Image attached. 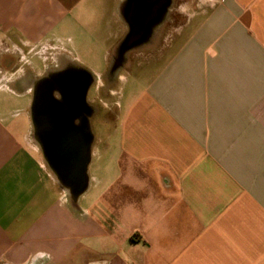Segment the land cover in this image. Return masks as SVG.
<instances>
[{
    "label": "crops",
    "instance_id": "crops-1",
    "mask_svg": "<svg viewBox=\"0 0 264 264\" xmlns=\"http://www.w3.org/2000/svg\"><path fill=\"white\" fill-rule=\"evenodd\" d=\"M127 5L0 0V264H264V0H168L142 37ZM49 70L87 137L78 193L32 138Z\"/></svg>",
    "mask_w": 264,
    "mask_h": 264
},
{
    "label": "water",
    "instance_id": "water-1",
    "mask_svg": "<svg viewBox=\"0 0 264 264\" xmlns=\"http://www.w3.org/2000/svg\"><path fill=\"white\" fill-rule=\"evenodd\" d=\"M40 110L45 115L52 114L53 112L57 113V109L54 107H43ZM40 110L39 112H41ZM61 112H63V106L61 107ZM37 115V112L32 114L33 131L39 138V144L45 157L50 163L53 159L56 160L61 169L72 170L68 175L71 178L63 177L60 172L56 170L62 188L71 187L76 193L80 192L85 186V171L88 155L85 152V141H87V137L83 135L79 128L72 127L71 120H66L65 122H61L58 127H49L53 137L48 145H46L45 142L41 140L42 137L40 135L45 126L39 123Z\"/></svg>",
    "mask_w": 264,
    "mask_h": 264
},
{
    "label": "rangeland",
    "instance_id": "rangeland-1",
    "mask_svg": "<svg viewBox=\"0 0 264 264\" xmlns=\"http://www.w3.org/2000/svg\"><path fill=\"white\" fill-rule=\"evenodd\" d=\"M83 58L89 62V64H91V68L90 70L96 73H104L106 71V67H104L103 65V61H102V52L97 51L95 53H89L88 55H84ZM121 69L118 68L115 65H111L108 69H107V75H108V79L109 81H113L114 78L116 77L117 73L120 71ZM51 70H49V73L47 75V79L44 80L41 83L36 84V88H37V96L34 98V101L31 104V112L32 114L34 112L39 113V110L43 107H50V108H55V107H62V102L58 101L55 99L54 97V93L52 92L53 90V86H52V77L54 76L52 74V72H50ZM134 71V70H133ZM136 71V70H135ZM56 73H59V70H56ZM137 73V72H136ZM105 80V79H104ZM67 81V77L66 80ZM79 82H82V80H78ZM78 83V82H77ZM84 85V83H83ZM82 85V87H83ZM97 83H94L93 86L90 88L89 90V94L88 97L93 101V107H96L98 114L93 118L92 120V127L95 130V133L97 135V139H102L107 140V138L105 137L106 134V124H109V130L107 131V134L112 135L113 132H115V112L118 110V108H116V100L112 99L109 100L107 102L108 104V115L104 114L103 112V103L102 101L99 99V97L101 96V92L102 90L98 88ZM126 85V84H124ZM79 87L81 86V84L79 83L78 85ZM122 86V85H121ZM127 87H130V85H127ZM119 88V86L117 87ZM67 85H63L62 90L63 91H67L66 90ZM127 89V88H126ZM128 91V90H127ZM103 95V94H102ZM67 103L69 102L72 106L73 104L77 105H81L82 108L84 106V100H78V101H71V100H66ZM78 102V103H77ZM104 102V101H103ZM15 108H18L19 105L16 104L14 106ZM102 110V115L100 114V111ZM21 111H17L16 113H14L15 115L10 116L9 118H11L13 120V123L11 124V127H24V120H23V116L20 114ZM108 117V119L110 120L109 123H107L105 121V119ZM32 121H33V117H32ZM34 143L35 144H39V138L38 136L35 135L34 131H33V136H32ZM108 140L111 141V139L109 138ZM101 151H103V149H101Z\"/></svg>",
    "mask_w": 264,
    "mask_h": 264
},
{
    "label": "flooded vegetation",
    "instance_id": "flooded-vegetation-1",
    "mask_svg": "<svg viewBox=\"0 0 264 264\" xmlns=\"http://www.w3.org/2000/svg\"><path fill=\"white\" fill-rule=\"evenodd\" d=\"M168 0H128L127 9H129L130 16L132 17V35H142L146 32L148 26L154 20H157L159 12H161L167 6ZM132 40H135L133 37ZM131 44L129 39L127 41V46ZM78 101V100H77ZM78 103V102H77ZM70 104V103H69ZM57 113L43 114L39 112L37 117L39 123L45 126L40 135L42 141L46 145L51 141L52 133L49 127H58L61 122L68 120V115L61 112V108L55 107ZM47 128V129H46Z\"/></svg>",
    "mask_w": 264,
    "mask_h": 264
}]
</instances>
